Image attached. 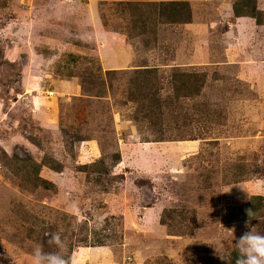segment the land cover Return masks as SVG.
Instances as JSON below:
<instances>
[{
    "label": "rangeland",
    "instance_id": "1",
    "mask_svg": "<svg viewBox=\"0 0 264 264\" xmlns=\"http://www.w3.org/2000/svg\"><path fill=\"white\" fill-rule=\"evenodd\" d=\"M116 1L0 0V264H31L36 237L53 232L78 264H223L247 229L222 209L264 203V0L261 25L234 16L237 0H176L189 25L155 21L137 39L109 28L122 23ZM102 57L122 71L103 75ZM175 72L197 74L200 95L171 98ZM136 86L159 108L152 133L128 102ZM44 156L63 168H41L50 189L19 173ZM255 213L264 234V204ZM110 217L122 231L107 246L77 245L83 225L93 238Z\"/></svg>",
    "mask_w": 264,
    "mask_h": 264
},
{
    "label": "trees",
    "instance_id": "2",
    "mask_svg": "<svg viewBox=\"0 0 264 264\" xmlns=\"http://www.w3.org/2000/svg\"><path fill=\"white\" fill-rule=\"evenodd\" d=\"M111 11L118 16L117 19L121 20V24L118 26H113L112 23L109 25L114 31H119L123 33L128 39L131 38H143L147 37V35L151 32L150 26H153V22L159 21V24H166V25H180V24H188L190 23V9L188 3L184 1H170V2H129L127 0L116 1L110 3ZM232 12L236 17H243L247 16L255 20L257 25L262 24V20L260 18V14L258 15V10L255 6L254 0H237L232 5ZM260 12V11H259ZM101 20L104 27H108L107 20H105V15L101 12L100 13ZM101 71V69L99 68ZM147 70V69H142ZM138 71V70H137ZM118 71H105L103 75L106 77L115 74ZM138 75L141 72H136ZM173 75V76H172ZM170 83L173 79V94L171 98L175 100H179V102H183L185 100L191 99L195 96L200 95L201 89L203 85L200 83L198 84V77L197 74L190 73H178L175 72L172 74ZM94 82V85L97 83L96 80L91 79ZM138 81L134 84H136ZM138 87L136 86L135 93L130 91L128 96V102L134 103L137 105L138 117L140 121L148 120V127H150L151 133L153 132V126L155 125L154 121H152L153 113H155L154 109L158 108L155 106V100L152 94H147L146 92L140 94L138 91ZM200 111L199 109H196ZM161 116V115H159ZM135 119V118H134ZM137 120V119H135ZM159 137L156 141H170L167 140L164 136H161L162 130L157 131ZM79 139V138H78ZM13 160L21 162L20 159L13 157ZM31 162V165H30ZM27 164H24V167L21 166L19 173L22 172L24 179L23 181L26 183H30L33 187H42L44 189H50L54 187V185L45 179H42L39 176L40 170L42 167H45L53 172L61 173L62 166L58 163L55 159L47 158L44 156L41 162H35L31 159L26 160ZM105 165L103 160L98 161L97 163L91 165H84L82 166L83 169L86 168H93V167H103ZM95 169V168H93ZM99 169V168H97ZM101 169V168H100ZM100 171H104L103 173H108V170L104 167ZM19 173H14L17 176ZM264 203H262V197H254L251 199L250 202H247L243 205L238 207L228 208L225 207L222 209V217L224 218L225 224H232L238 223L242 221L248 220V216L246 214V210L251 209L252 211L256 212V210L261 207ZM263 218V215H262ZM117 221V224H113ZM254 222V219L252 220ZM117 225V228H121L122 231V223L120 220H117L114 217H110L105 219L104 224L100 230L92 231L91 234L93 238L88 237V231L86 225H83L80 231L78 232L79 235H82L81 239L77 240L78 244H83L86 247H104L108 245V241L111 240L116 235V230H112V227ZM55 229L53 226H50V230ZM120 237V236H119ZM49 237H44V235H40L36 237V241L39 243V246H42L45 251H51L49 249V244L47 243ZM70 243L67 244V252L70 251L69 248ZM76 246V245H75ZM72 247V246H71ZM66 252V253H67ZM238 256L237 249L231 250L228 254L224 257L228 261V264H234L236 257ZM223 264H226L223 261Z\"/></svg>",
    "mask_w": 264,
    "mask_h": 264
},
{
    "label": "clouds",
    "instance_id": "3",
    "mask_svg": "<svg viewBox=\"0 0 264 264\" xmlns=\"http://www.w3.org/2000/svg\"><path fill=\"white\" fill-rule=\"evenodd\" d=\"M246 214L248 220L245 221L244 227L247 230L235 243L238 256L234 264H264V234L257 232V227L251 223L253 219L259 220V217L251 209L246 210ZM230 232L234 233V229ZM47 235L49 237L47 243L54 246L55 250L45 251L42 246L37 245L32 250L31 264H78L75 255H66L67 243L59 232ZM218 247H222V244L218 243ZM219 258L228 264L225 257L219 255Z\"/></svg>",
    "mask_w": 264,
    "mask_h": 264
},
{
    "label": "crops",
    "instance_id": "4",
    "mask_svg": "<svg viewBox=\"0 0 264 264\" xmlns=\"http://www.w3.org/2000/svg\"><path fill=\"white\" fill-rule=\"evenodd\" d=\"M148 1L170 2V1H176V0H148ZM230 10H231V8H230ZM191 13H192V11H191ZM186 25H189V24H185L183 26H186ZM100 64L105 71H122V70H119V66L122 65V67H124L123 61L121 59L116 60L115 58L107 59L105 57H102ZM77 90H78V87L73 86L71 83H66V85H64V87H63V91L67 94H70V95H76L78 93ZM43 168H45V167H42V169ZM54 173H56V172H54Z\"/></svg>",
    "mask_w": 264,
    "mask_h": 264
}]
</instances>
